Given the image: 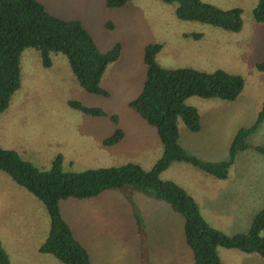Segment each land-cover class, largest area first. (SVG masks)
I'll list each match as a JSON object with an SVG mask.
<instances>
[{"label":"rangeland","instance_id":"rangeland-1","mask_svg":"<svg viewBox=\"0 0 264 264\" xmlns=\"http://www.w3.org/2000/svg\"><path fill=\"white\" fill-rule=\"evenodd\" d=\"M37 1L53 16L80 19L101 51L120 45L118 58L106 66L101 79L108 97L81 89L63 54L52 53L50 66L44 67L36 50L22 51L20 87L0 115V147L15 150L39 169H48L57 155L62 169L71 172L127 162L149 168L159 158L155 130L127 105L142 86L143 48L149 43L161 44L156 61L165 68L223 70L243 79L234 101L185 100L197 109L200 120L198 132H189L178 121L179 143L187 153L208 162L225 160L235 132L250 126L264 106V71L254 67L264 60V24L251 14L258 0H200L220 10L239 8L241 28L233 32L180 20L174 15L175 4L160 0H130L121 8H107L104 0ZM107 22H112V29L105 27ZM69 101L98 107L107 117L86 116ZM116 128L123 131L122 140L103 145ZM247 142L264 144V120ZM160 178L187 190L205 221L228 235L245 232L252 215L264 205V155L252 148L236 155L222 180L182 162L170 165ZM60 211L92 264H191L181 217L152 195L125 187L94 199L63 200ZM47 228L42 204L0 171V241L11 263H33L42 256L45 264H63L35 251ZM217 252L227 264H264L255 253L223 247Z\"/></svg>","mask_w":264,"mask_h":264},{"label":"trees","instance_id":"trees-1","mask_svg":"<svg viewBox=\"0 0 264 264\" xmlns=\"http://www.w3.org/2000/svg\"><path fill=\"white\" fill-rule=\"evenodd\" d=\"M129 1L104 0V5L121 8ZM160 1L174 3V15L180 20L205 23L232 32L241 28L239 8L220 10L200 0ZM251 14L255 22L264 24V0L257 1ZM105 27L112 29V22H107ZM161 47L159 43L144 46V80L136 96L127 104L155 130L161 145V155L149 168L127 162L71 172L62 169L61 156L57 155L48 169H39L22 159L15 150L0 147V171L31 194L45 210L48 228L37 248L39 254L50 255L63 264H92L85 247L74 237L69 223L63 218L60 202L66 199H94L105 191L131 187L161 200L181 217V234L191 264H227L220 260L218 247L255 253L264 260V237L260 236V231L264 229V205L252 215L245 232L228 235L205 221L198 203L187 190L160 178L170 165L182 162L222 180L227 177L239 152L252 148L264 155V144L250 145L247 142V137L264 120V106L250 126L235 132L225 160L208 162L187 153L179 143L178 121L189 132H198L200 120L197 109L186 104L185 100L198 97L231 102L241 93L244 82L240 75L223 70L208 73L187 67L165 68L156 61ZM27 48L38 52L44 67L50 66L52 53L63 54L81 89L88 94L108 97L107 90L101 86V79L106 66L118 58L119 43L101 51L80 19L66 20L53 16L37 0H0V115L20 87V55ZM254 67L263 72L264 60L255 63ZM68 105L89 117H107L98 107L85 106L78 101H69ZM111 120L118 122L114 117ZM123 136V131L116 128L102 144L112 146ZM0 264H11L1 241Z\"/></svg>","mask_w":264,"mask_h":264},{"label":"crops","instance_id":"crops-1","mask_svg":"<svg viewBox=\"0 0 264 264\" xmlns=\"http://www.w3.org/2000/svg\"><path fill=\"white\" fill-rule=\"evenodd\" d=\"M182 143V142H181ZM183 145V144H182ZM192 168V167H191ZM194 169V168H193ZM195 170V169H194ZM197 171V170H196ZM197 172H199V171H197ZM200 174H202V175H205L204 173H202V172H199ZM199 207H200V205H199ZM201 209V208H200ZM101 215V214H100ZM102 216V215H101ZM94 219H96V216H95V218ZM182 224V223H181ZM36 252H37V254L38 255H41V254H39L38 253V251H37V249L35 250ZM41 257L42 256H37V258L40 260V261H37V262H33V263H23V264H45V263H43L42 261V259H41ZM11 264H13V263H11Z\"/></svg>","mask_w":264,"mask_h":264}]
</instances>
